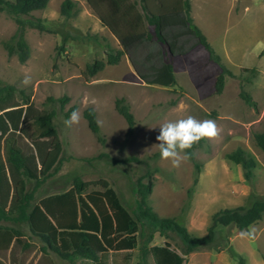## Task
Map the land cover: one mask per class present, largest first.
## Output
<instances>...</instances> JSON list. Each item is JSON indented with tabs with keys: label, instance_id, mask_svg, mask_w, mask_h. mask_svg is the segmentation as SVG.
I'll list each match as a JSON object with an SVG mask.
<instances>
[{
	"label": "rangeland",
	"instance_id": "obj_1",
	"mask_svg": "<svg viewBox=\"0 0 264 264\" xmlns=\"http://www.w3.org/2000/svg\"><path fill=\"white\" fill-rule=\"evenodd\" d=\"M63 1L50 0L45 9L32 12L31 17L43 19L49 30L26 27L25 40L30 54L25 62H21L15 53L10 55L4 46V42L17 32L18 24L9 14L0 11V79L22 89L40 109L57 111L55 123L64 147V162L50 179L48 187L42 188L45 192L67 190L76 177L92 182L104 179L135 214L141 209L137 179L149 170L153 182L149 204L160 216L175 217L193 236L207 234L217 211L236 206L248 207L255 199L264 198V151L255 139V133L264 132L262 0H255L248 13H240L238 19L235 17L230 21L227 35L207 37L215 53L235 74L234 77L227 76L221 94L216 92V79L208 82L205 78L200 91L196 86L197 79L192 83L191 76L180 72L176 75L179 82L173 87L151 84L162 67L171 63V54L188 47L197 37L186 22L184 7L182 13H173L172 0H157L163 5L162 14H167L165 19L174 17L163 23L166 43L156 38L152 27L145 26L141 31L151 32L154 38L143 39L128 51L98 20L99 15L88 0H73L76 6L68 18L61 13ZM154 1L150 0L151 4ZM99 8L106 10L105 6ZM138 9L142 12L139 5ZM63 44L66 46L64 50ZM120 49L133 54V63L140 64L135 67L141 71L138 77L133 74L126 77L134 78V81L121 79V68L126 64L118 67L107 63L108 53H116ZM245 53L258 58L255 63L258 72L254 77L252 73L243 72L244 68L240 66L239 60ZM98 60L105 61L108 66L94 76L89 75L87 66ZM218 71L220 74V66ZM25 75L31 77L27 86L22 84ZM246 77H251V80H245ZM243 89L252 95L256 107L248 105L241 97ZM63 96L69 97L63 107L60 102L48 100ZM118 98H124L134 113L136 125L133 133L128 132V123L116 108ZM73 106L80 113V122L68 127L65 125L68 119L65 113ZM89 107L97 112L105 145L91 131L83 116ZM188 116L214 120L219 135L202 140L194 150V159L188 155L179 167H173L170 161H162L160 155L155 156L159 153L156 137L163 123ZM239 148L256 160L252 179H246L243 167L227 158V154ZM103 152L115 159L134 157L137 160L113 163L107 158H96ZM195 177L199 178L196 185ZM150 179L144 181L147 183ZM99 187L92 186L91 190ZM0 224L12 225L9 221ZM18 228L29 235L28 226L21 224ZM217 230L216 242L187 255L185 264H239L238 258L231 256L232 251L243 256L246 264H264V220L246 229L220 225ZM150 233L147 228L140 230L138 245L129 264H154L151 255L144 253L145 247L154 243L168 241L182 253L184 244L175 232L170 231L167 238L155 232L149 242ZM127 262L124 252L114 254L113 264Z\"/></svg>",
	"mask_w": 264,
	"mask_h": 264
},
{
	"label": "trees",
	"instance_id": "obj_2",
	"mask_svg": "<svg viewBox=\"0 0 264 264\" xmlns=\"http://www.w3.org/2000/svg\"><path fill=\"white\" fill-rule=\"evenodd\" d=\"M50 0H0V11L14 18L18 24L17 32L4 46L10 55H18L25 62L30 54V48L25 40L26 27L48 31L49 28L41 18L31 17L33 11L45 9ZM97 12L104 26L121 40V44L131 48L136 42L152 40L151 32L141 30L145 26L152 27L156 38L166 43L163 35V23L167 14H162L163 5L157 0H88ZM140 6L142 12L137 6ZM76 4L73 0H64L61 13L65 17L73 15ZM100 6L106 7L105 11ZM172 12L177 13L185 8L188 22L199 42L208 50L211 60L221 68L216 80V92L221 94L226 84L227 76H235L215 53L207 37L193 24L190 15L189 0H172ZM171 9V7L169 8ZM168 10V12H170ZM164 12V11H163ZM171 13V12H170ZM27 16V17H26ZM66 46L63 44L62 49ZM124 54L123 50L108 53L107 63L117 64ZM107 63L98 60L87 66V73L94 76L103 70ZM243 72L257 74V68H244ZM245 80L250 81L251 77ZM151 84L173 87L177 84L174 68L166 63L157 73ZM20 94V95H19ZM241 97L253 107L257 106L252 95L241 91ZM50 102H60L62 107L69 100L68 96L50 97ZM118 112L125 118L129 133L135 130V116L131 106L124 98L116 100ZM76 110L71 107L66 113L67 118ZM55 109H40L26 93L15 85L5 84L0 79V221H9L12 225H0V264H34L29 259L36 245L29 242L14 224L28 223L33 234L44 239L61 258L70 259L83 257L93 261L102 260L110 250H124L128 261L133 258L134 249L138 245V235L142 228L151 231L148 241H152L155 232L167 238L170 231L175 232L183 241L184 248L180 253L170 242L153 244L145 247L144 253L151 254L154 264H185L186 256L202 248L211 246L218 237V226L235 225L246 229L253 223L264 220V198H257L250 206H236L217 211L212 217V224L203 236H193L186 226L175 217H162L149 204V195L153 189L150 179L151 172L137 179L136 190L140 197L141 209L133 214L123 203L118 192L107 180L84 181L76 177L71 188L63 193L44 198L40 204L34 205L37 189L63 164V143L55 123ZM91 131L105 145L97 112L89 107L83 112ZM257 145L264 151V132L255 133ZM202 140L199 142L201 143ZM198 145V144H197ZM194 145L188 150V155L194 159ZM155 156H159L156 153ZM96 158H107L113 163H127L137 160L134 157L125 159L112 158L107 153H100ZM227 158L243 167L246 179L254 177L253 169L256 160L243 149H237L227 154ZM197 165V164H196ZM198 166V165H197ZM200 169V167H198ZM150 179L145 182V179ZM195 177L194 185L198 183ZM33 182V188H29ZM91 190L92 186H98ZM80 214L81 220L77 217ZM72 217L74 218L72 220ZM20 249L23 251L19 256ZM45 250V249H44ZM238 258L239 264H246L243 256L231 253ZM46 264H55L50 257H44ZM37 264H44L38 261Z\"/></svg>",
	"mask_w": 264,
	"mask_h": 264
},
{
	"label": "crops",
	"instance_id": "obj_3",
	"mask_svg": "<svg viewBox=\"0 0 264 264\" xmlns=\"http://www.w3.org/2000/svg\"><path fill=\"white\" fill-rule=\"evenodd\" d=\"M131 1H134V0H131ZM189 1H190V15L193 19V24L196 25L203 32V34L209 39H212L213 37L227 35L228 30H229L230 21L234 20L235 17L238 19L240 16L239 15L240 13L241 14L248 13L251 10L255 2V0H189ZM262 3L264 4V0H262ZM182 11H183V7L182 9L178 11V13H182ZM171 18H174V17L172 16L168 17L167 19H165L164 23L169 22ZM98 20L101 21V19L99 18ZM176 25L177 24H175V26ZM164 28L165 27H163V29ZM140 32L142 33V31ZM142 40L136 42L135 45L132 46L131 48H127L128 51L130 49H133ZM117 41L118 43L121 44V40L119 38H117ZM120 50H123L124 54L121 56L117 64L110 65V66L119 67L122 65V63L126 64V65H123V68H121L122 69L120 72V74H122L120 75L122 76L121 79H131V81H134L135 80L134 78H126V77H129L130 74H133L135 75V77H138L141 71L139 70L137 71L135 67H139L140 64L135 65L133 63L135 59V56L134 57L132 56L133 54H130L128 51H125L124 49H120ZM178 51L180 52H173V54H171L170 56L171 64L173 65V68H174L175 78L178 72H180V74H183L184 76H186V74L191 76L192 83H196V79H197L198 83L196 86L197 88H199L200 91L202 90V87H200V85H202L205 82L204 80L205 78H207L208 82H210V80H213V82L215 81V79L217 80V76L219 75V71H218L219 66L213 60H211L208 50L199 42V39L197 37L196 39H193V41L190 43L188 47L179 49ZM257 59L258 58L255 57L253 54L245 53L243 54L242 59L239 60L240 66L243 68H250L251 66L255 67V63L257 62ZM197 67L199 68L198 70H196ZM98 80L100 79L97 78V81ZM176 81L177 83L179 82L177 78H176ZM63 151H64V147H63ZM57 172H55L50 178H48L37 189L35 193V200H34L33 206L40 204V202L44 198H47L55 194L66 192L71 188L70 187L67 190H64L62 192H48V191L45 192L44 189H42V188H45L49 184L50 179L53 176H55ZM33 184H34L33 182H29V188L32 189ZM73 219L74 218L72 217V220ZM80 220H81V217H80V214H78L77 221L79 222ZM0 222H3V221H0ZM21 224L29 227V235L24 234L21 229V234L23 235V237L27 238L29 242L36 245V248H34L30 254L26 253V255H30L29 259L35 258L34 264H37L38 261H41L42 263L46 264V260L44 261L43 259L44 257H50L54 261L55 264H62V262L64 261L66 262V264H77L78 261H79V264H113L112 262H113L114 254L120 251L125 253L126 260L128 261L126 252L124 250H119V251L110 250L108 254H106L103 257L101 256L100 258H102V260H99V261H93L91 259H86L83 257H75L73 259L72 258L70 259L61 258L53 249H51L50 245L44 239H42L40 236L33 234L28 223H25V222L18 223V224H14V226L18 228V225L21 226ZM0 225H4V224H0ZM154 244H157V243H154ZM22 254H23V251L20 249L19 256L21 257ZM132 259L128 261L126 264H129L132 261Z\"/></svg>",
	"mask_w": 264,
	"mask_h": 264
},
{
	"label": "clouds",
	"instance_id": "obj_4",
	"mask_svg": "<svg viewBox=\"0 0 264 264\" xmlns=\"http://www.w3.org/2000/svg\"><path fill=\"white\" fill-rule=\"evenodd\" d=\"M31 83V77L25 75L22 84L27 86ZM80 113L74 110L70 117L65 120V125L72 127L79 124ZM219 135V129L214 120H198L192 116L163 123L159 127L156 137L160 159L170 161L173 167H179L188 158V150L201 140L213 139Z\"/></svg>",
	"mask_w": 264,
	"mask_h": 264
}]
</instances>
